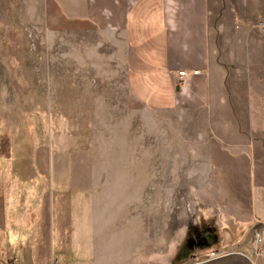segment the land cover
<instances>
[{
  "label": "rangeland",
  "instance_id": "obj_1",
  "mask_svg": "<svg viewBox=\"0 0 264 264\" xmlns=\"http://www.w3.org/2000/svg\"><path fill=\"white\" fill-rule=\"evenodd\" d=\"M208 3L220 41L241 37L228 46L241 47L242 56L253 47L259 69L250 75L244 67L243 84L263 85L264 0ZM80 28L55 0H0V191L24 186L23 209L34 220L56 209L63 246L52 264L264 263L250 171L238 164L214 172L193 127H179L175 117L140 110L128 129L116 99L103 91L106 99L94 100L92 73L89 99L80 100L75 48L97 41ZM85 104L88 115L80 111ZM86 136L93 195L66 198L53 191L49 167L38 160L49 165L54 144L60 161L67 150L82 161ZM129 149L133 159H125ZM82 168L75 166L80 178ZM65 169L59 167L61 184ZM76 210L80 226L93 223L80 230L79 245L69 229Z\"/></svg>",
  "mask_w": 264,
  "mask_h": 264
},
{
  "label": "crops",
  "instance_id": "obj_2",
  "mask_svg": "<svg viewBox=\"0 0 264 264\" xmlns=\"http://www.w3.org/2000/svg\"><path fill=\"white\" fill-rule=\"evenodd\" d=\"M55 1L64 18L97 36L96 42L75 48L76 66L83 74L73 80L79 99L88 101L86 85L92 73L94 100L106 99L103 91L116 99L115 109L127 115L128 129L140 110L175 117L179 127H193V138L203 142L200 148L214 172H230L238 164L250 171L256 219L264 234V84L246 85L239 77L244 67L250 75L259 69L252 45L242 56L241 47L228 46L241 43V37L219 40L211 29L208 0ZM247 38L252 42V36ZM184 70L189 75L179 88L178 73ZM194 71L199 75L193 76ZM80 111L88 115L87 105ZM86 141L82 161L68 150L65 162L60 161L54 144L49 165L38 160L41 167H49L53 191L62 190L66 198L93 195L88 136ZM129 151L125 159H133ZM78 165H83L82 178ZM60 166L66 168L67 184H61ZM24 189L19 184L0 191V264H52L62 254V223L55 208L40 221L25 214ZM77 213L69 229L79 245L80 230L92 229L93 223L80 226Z\"/></svg>",
  "mask_w": 264,
  "mask_h": 264
},
{
  "label": "built area",
  "instance_id": "obj_3",
  "mask_svg": "<svg viewBox=\"0 0 264 264\" xmlns=\"http://www.w3.org/2000/svg\"><path fill=\"white\" fill-rule=\"evenodd\" d=\"M188 75H189L188 72L185 70L178 73V79H179L178 86H179V88H182V87H184V85H186ZM192 75L198 76L199 72L194 71V72H192ZM259 241L261 242V239H259Z\"/></svg>",
  "mask_w": 264,
  "mask_h": 264
}]
</instances>
